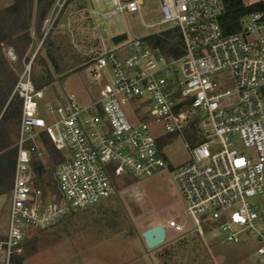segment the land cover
I'll return each mask as SVG.
<instances>
[{
    "label": "built area",
    "instance_id": "obj_1",
    "mask_svg": "<svg viewBox=\"0 0 264 264\" xmlns=\"http://www.w3.org/2000/svg\"><path fill=\"white\" fill-rule=\"evenodd\" d=\"M66 1L57 0L48 21ZM245 1L259 9L238 32L225 34L223 0H158L161 19L147 27L168 26L154 34L179 31L183 54L167 56L144 39L106 47L86 69L98 96L87 102L61 96L46 105V117L44 90L31 78L35 56L24 65L13 92L22 112L8 231L0 240L3 264H12L32 234L109 200L126 179L167 170L159 142L169 136L190 152L173 174L200 234L254 242L256 263L264 264V0ZM110 2L103 20L143 13L144 0ZM6 55L17 61L12 50ZM105 75L111 82L102 85ZM44 136L62 158L49 192L37 187L34 168L49 159ZM167 228L180 233L184 225L172 220Z\"/></svg>",
    "mask_w": 264,
    "mask_h": 264
},
{
    "label": "rangeland",
    "instance_id": "obj_2",
    "mask_svg": "<svg viewBox=\"0 0 264 264\" xmlns=\"http://www.w3.org/2000/svg\"><path fill=\"white\" fill-rule=\"evenodd\" d=\"M11 2L0 0V9ZM62 9L47 22V31ZM110 10V0H74L65 8L55 41L64 52H69L68 63L74 62L70 55H75V58L88 59L86 63L92 64L106 47L115 48L111 41L114 36L125 34L128 41L144 39L148 42L159 28L168 27H147L161 19L158 0H144L142 15L126 13L103 20L100 15ZM41 46V42H36L30 51L32 58ZM42 70L37 67V72ZM110 82L107 75L101 80L102 85ZM99 90L100 86L87 70L75 73L64 84L56 82L44 90L42 115L46 117V105L57 104L61 96L75 95L87 102L96 98ZM148 123L157 127L154 119H149ZM9 129L12 137H17L18 123ZM164 153L168 164L164 172L133 180L125 187L121 184L116 195L102 205L74 212L61 226L32 234L30 237L35 235L36 241L29 237L25 241L26 248L36 247L37 252L23 264H257L254 242L232 244L223 242L219 235L200 234L186 213L173 174L176 167L190 159V152L181 138L173 137L172 142L165 145ZM46 166L52 168L49 159ZM11 201V191L0 195L2 238L8 231ZM261 207L264 210V200ZM172 220L184 225L183 232L176 233L167 228ZM157 224L165 226L166 241L158 248L150 249L142 233ZM3 257L4 253L0 252V264H3Z\"/></svg>",
    "mask_w": 264,
    "mask_h": 264
},
{
    "label": "trees",
    "instance_id": "obj_3",
    "mask_svg": "<svg viewBox=\"0 0 264 264\" xmlns=\"http://www.w3.org/2000/svg\"><path fill=\"white\" fill-rule=\"evenodd\" d=\"M73 1H66L52 28L48 31L46 22L50 19L57 0H12L10 5L0 9V195L12 189L17 158L15 147L17 137H12L9 126L18 123L19 128L22 99L13 92L24 65L32 58L30 51L36 42H41L42 46L32 62L31 78L38 90L54 86L56 82L64 84L70 76L86 70L91 65L86 63L88 59L80 60L75 58V55H70L72 59H75L74 62L68 63L69 52H64L55 41V34L60 31L57 28H59L65 8ZM223 3L225 14L221 18V26L225 34L238 32L241 28V20L259 9L257 5H248L245 0H223ZM148 43L154 49L173 58H178L183 54V40L179 31L175 29H167L162 33L151 35ZM7 50H12L16 56L17 61L14 65L6 56ZM38 66L43 69L40 73L37 72ZM19 69H21L20 73ZM172 139V137L163 138L159 142V147L163 148ZM44 142L52 168L48 169L42 162H36L34 168L38 178L37 187L49 192L54 189L53 173L55 167L62 162V158L45 136ZM132 182L133 180L126 179L123 187ZM118 190L119 187H117ZM205 233H209V230H205ZM30 238L31 241H36L35 235ZM2 239L0 237V240ZM25 244L26 242L22 244L23 254L13 255L12 264H23L28 257L37 252L36 247L29 249Z\"/></svg>",
    "mask_w": 264,
    "mask_h": 264
},
{
    "label": "water",
    "instance_id": "obj_4",
    "mask_svg": "<svg viewBox=\"0 0 264 264\" xmlns=\"http://www.w3.org/2000/svg\"><path fill=\"white\" fill-rule=\"evenodd\" d=\"M127 40L125 34L114 36L111 41L114 46ZM142 238L150 249H155L164 244L166 241V229L164 226L157 224L142 233Z\"/></svg>",
    "mask_w": 264,
    "mask_h": 264
},
{
    "label": "crops",
    "instance_id": "obj_5",
    "mask_svg": "<svg viewBox=\"0 0 264 264\" xmlns=\"http://www.w3.org/2000/svg\"><path fill=\"white\" fill-rule=\"evenodd\" d=\"M78 97H79V96H78ZM65 220H66V219L62 220L59 224H57V225L54 226L53 228H57V227L61 226L62 223L66 222ZM160 225L164 226L163 224H160ZM164 227H165V226H164Z\"/></svg>",
    "mask_w": 264,
    "mask_h": 264
}]
</instances>
